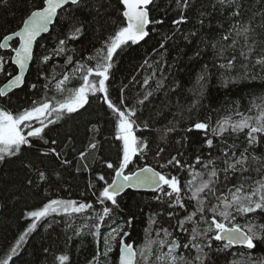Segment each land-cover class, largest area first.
Listing matches in <instances>:
<instances>
[{
    "label": "snow or ice",
    "instance_id": "snow-or-ice-1",
    "mask_svg": "<svg viewBox=\"0 0 264 264\" xmlns=\"http://www.w3.org/2000/svg\"><path fill=\"white\" fill-rule=\"evenodd\" d=\"M168 2L171 4V0ZM194 2L175 0L180 16L172 21L174 25L188 22L186 12L194 7ZM260 2L264 4V0ZM28 3L30 7L26 8L20 24L0 38V50L8 53L7 58L0 55V75H5L7 79L0 87V98L7 97L14 89L24 85L25 73L34 61L49 65L53 56L63 55L65 71L57 79L55 74L44 75L42 70H38V76L47 81L43 85L44 89L51 91L50 85L55 81L56 96H49L45 92L43 99L34 100L31 106L22 109L0 107V165L18 162L29 174L27 185L39 187L42 183H49L51 175L59 178V173L49 165H73V160L66 158V149L71 145L76 153L75 170L89 171V156L96 157L102 151V142L95 139L96 135L101 134L98 123H93L88 129L92 136L86 137V143H82L79 148L71 135H67L61 144L49 132L50 126L56 125L65 116L87 111L91 107V98L106 106L105 120L110 127L104 142L108 143L109 149L115 146L116 157L115 160L99 158L98 162L111 170L113 178L109 181L104 174L98 173L97 182H103L99 188L89 180L88 187L93 189L94 202L52 198L34 210L27 211L24 218L31 222L19 235L15 246L11 248V254H15L26 237L37 228V224L49 216L86 214V220L92 223H85L83 228H88V234L97 241L96 254L89 264H153V256L155 264H220L221 257L225 264H264V257L256 259L251 252L256 247V241L264 242V223L258 224L251 218L252 214L264 217V97L259 98L260 103L253 101L247 113L237 108L232 114L217 119L214 125L210 123V118H206L183 129L186 133L194 130L201 132V148L209 150L207 156L197 154L194 163H189L184 158V152H168V137L177 131L176 125L161 131L153 128L142 115L145 103L150 102L153 96L150 80L157 72L160 77L155 82V90L165 87L166 62L161 59L149 63L145 59L141 67L147 66L152 71L150 76L139 82L144 91L131 98L125 95L129 84L134 86L137 83L133 77L129 84H122L116 89L113 99L111 80L115 57L124 48L144 41L154 30L149 29L150 25L164 23V17L153 19L150 16L151 8L157 6L156 0H117L118 17L114 20L105 15L111 0H107V3L104 0H28ZM218 4L221 8L227 7L232 18L229 29L221 36V41L231 40V43L225 45L220 54L228 48L235 51V45L243 41L240 56L245 60L255 56L254 66L264 68V12L253 11L252 16L245 20L244 0H218ZM85 11L92 16V20L82 15ZM162 11L167 16L168 8L164 7ZM200 15L206 14L201 11ZM258 15L259 20L256 19ZM109 21L112 30L102 36L99 47L93 45V52L85 56L78 54L75 47L69 46L70 42L80 41L93 22L99 33ZM203 23L201 19L200 24ZM56 28L60 29V36L56 38L55 46L50 51L37 54L35 48L38 39ZM191 35L195 36L196 33ZM167 39L171 37H166L159 44V49L164 50L159 53L161 57L167 51ZM212 47L215 49L216 44L213 43ZM235 59L233 55L227 65L219 66L230 68L234 66ZM9 63L15 66L16 74L7 71L6 65ZM73 80L78 81V86L69 87ZM229 82L225 81V86ZM36 87L35 83L30 85L31 89ZM152 131L160 133L154 153L149 138L138 135ZM182 139L187 141L190 138L185 136ZM214 141L222 145L215 156L212 154V150L217 148ZM176 143L184 147L181 140ZM149 153H152L156 165L145 163L141 166L140 161L146 160ZM221 164L222 167L219 166ZM253 171L257 178L244 176ZM181 173H186L189 178L182 182ZM237 173L244 179L237 177L238 182L229 186ZM247 180H252V183L246 184ZM125 189H148L157 193L153 199L173 210L167 213L170 219H176L172 228L186 235H173L169 228L153 230L149 227L145 230L144 243L136 246L127 240L130 236L127 229L133 226L131 217L114 228L108 224L110 231L102 233L101 228L105 226L106 220L115 223L114 213L119 209L117 198ZM96 204L100 205L99 210ZM189 206L192 211H188ZM177 209L184 210L186 215L179 218L175 211ZM237 217L250 218L241 224ZM149 219L151 225L157 224L154 217L150 216ZM153 231L155 239H152ZM76 234L80 235L81 230L77 229ZM237 247L248 251L234 252L233 249ZM114 252L115 256L112 255ZM11 254L0 260V264H9ZM229 254L233 259H228ZM57 259L59 264H68L69 261L66 254L59 255Z\"/></svg>",
    "mask_w": 264,
    "mask_h": 264
},
{
    "label": "trees",
    "instance_id": "trees-1",
    "mask_svg": "<svg viewBox=\"0 0 264 264\" xmlns=\"http://www.w3.org/2000/svg\"><path fill=\"white\" fill-rule=\"evenodd\" d=\"M107 3V0H104ZM245 2V20L252 16L253 11L264 12V4L260 0H244ZM156 7L151 8L150 16L153 19L164 17L162 25H150L149 36L140 44L131 45L124 48L115 57L113 68V79L111 80L113 88V99L116 96V89L122 84H129L133 77L137 83L133 86L129 84L125 95L135 97L138 93L144 91L140 86V81L144 77L151 75V69L141 67L145 59L152 63L154 60H163L166 62L164 75L165 87L155 90V82L160 77V73L150 80L153 96L150 102H146L143 110V118L148 119L150 125L158 130H164L166 127H172L174 124L177 131L169 134L168 152L175 154L177 150L184 152V158L189 163H194L197 154L208 155L207 148H201L203 134L198 131L186 133L183 129L187 128L195 121H203L210 118V123L215 124L216 120L225 115L232 114L237 108L241 112L247 113L252 102L260 103L259 98L264 97V68L254 66L255 56L251 60H245L240 56L241 45L243 41L235 45V51L228 48L223 51L221 49L231 43L229 41H221V36L229 29L232 18L229 15L227 7L221 8L218 0H195L194 7L186 12L187 23L182 25H174L172 21L179 18L180 12L176 9L175 0H157ZM215 5V7H213ZM30 7L28 0H0V38L8 34L20 24L21 18L25 15L26 8ZM119 5L117 0H111V6L105 13L112 20L117 19L116 11ZM168 8V14L165 16L162 9ZM175 9V10H174ZM206 15L201 16L200 12ZM82 15L92 20V16L85 11ZM203 19V25L200 20ZM259 20V15L256 17ZM63 24V18H61ZM222 25V27H221ZM97 25L93 22L88 27L87 33L80 41L70 42V47H75L78 54L88 55L93 52V45L100 46L101 38L112 30L111 22L105 24L104 28L98 33ZM195 32L193 36L191 33ZM60 36V29L43 36L35 48L37 54L50 51L57 43V37ZM166 37L165 47L167 51L164 56H160L163 49H159V44ZM187 37V39H185ZM216 44L213 49L212 44ZM199 53V55H197ZM0 55L7 58V51L0 50ZM235 55L236 59L232 67L221 68L219 65H227L229 59ZM64 56H53L49 65H41L34 61L31 64L25 84L22 89L16 90L7 97L0 98V107H8L12 110L29 107L34 100L44 98L45 92L49 96H56L54 89L55 81L50 85L51 91L44 89L43 85L46 80L38 76V70H42L44 75L55 74L57 79L60 74L65 71L63 67ZM53 68L55 69L53 73ZM71 66H69V69ZM7 71L16 74L17 70L10 63L6 65ZM204 77L201 80V77ZM225 81H231L225 86ZM7 82L5 75H0V87ZM35 83L36 89H31L30 85ZM178 85V87H175ZM78 86V81L73 80L69 87ZM175 87V91H173ZM195 105V107H193ZM87 107V106H86ZM106 106L99 103L95 98H91V107L87 111L81 110L71 116H65L56 125H51L49 135L58 139L61 144L65 142V137L71 135L74 137L77 148L82 143H86V137L92 136L88 131L93 123H98L101 128V134L96 135L95 139L102 142V151L97 153L96 157L89 156V171L75 170L76 161L74 156L76 153L69 145L67 159L73 160V165L61 167L59 164L49 165L59 173L51 175L49 183H42L39 187H30L27 185L28 173L18 162H9L0 165V260L11 254V248L15 246L19 235L27 228L31 222L24 218V214L29 210H34L42 202L48 199H72L80 202H94L95 197L92 195L93 189L88 187L91 180L96 183L97 188L103 184L102 181L97 182V174H104L109 181L113 178L111 170L103 167L98 161L100 157L105 159L111 158L115 160V146L109 149L108 143L104 142V137L109 131V127L105 120ZM138 135L147 136L150 143L152 153L156 151L159 143L160 133L157 131L138 133ZM190 139L184 141L183 137ZM110 139V137H109ZM181 140L184 147L177 144L176 141ZM231 142V141H229ZM217 148L212 150L215 156L218 154L219 147L222 145L219 141H214ZM39 146V145H38ZM149 153L146 160H141L140 165L145 163L155 166L156 162ZM35 150H33V156ZM259 154V152L257 153ZM51 159V158H49ZM47 163V161H46ZM219 163V162H218ZM219 166H223L222 164ZM199 168V165L196 166ZM244 176L257 178V174L253 172L245 173ZM182 182L186 180L187 174L181 173ZM237 177L243 180L244 177L239 173L233 177L231 183H236ZM223 180V176H221ZM246 184L252 183V180L245 181ZM157 193H136L127 191L118 197L119 209L114 213L115 223L106 220L105 226L101 228V232L106 234L110 231L107 226L116 227L123 224L129 217L133 219V226L127 229L130 236L127 238L129 242H134L136 246H140L145 241V230L151 227L153 230L169 228L173 231V235L183 236L186 234L179 233L178 229H173L176 219H170L167 215L172 209H168L165 204L153 199ZM97 210L100 205L96 204ZM179 218L186 215L182 209L175 210ZM188 211H192L189 206ZM163 215H156L157 213ZM154 217L157 224L151 225L149 217ZM250 217H237L241 224L246 223ZM258 224L264 223V217L252 214V217ZM92 221L86 220L85 215L67 216L64 214L51 215L47 219L37 224V228L26 237L22 246L15 254H11L9 264H59L57 257L66 254L69 257L68 264H89L97 251V241L92 235L88 234L89 229L83 228V225ZM71 225V227H69ZM191 227V225H186ZM80 229L81 234L77 235L76 230ZM155 231L152 232V239H155ZM102 246V240H101ZM234 252H245L247 249L237 247ZM256 259L264 257V242L256 241V247L251 250ZM113 256L116 255L114 252ZM238 258V257H237ZM228 259H233L229 254ZM155 264V257H152ZM220 264H225L223 257L220 258Z\"/></svg>",
    "mask_w": 264,
    "mask_h": 264
},
{
    "label": "water",
    "instance_id": "water-1",
    "mask_svg": "<svg viewBox=\"0 0 264 264\" xmlns=\"http://www.w3.org/2000/svg\"><path fill=\"white\" fill-rule=\"evenodd\" d=\"M157 1V0H156ZM45 35H47V34H42V37L43 36H45ZM147 38V37H146ZM146 38H145V40H146ZM41 39V38H40ZM40 39H38V41L40 40ZM143 41H141L140 43H142ZM139 43V44H140ZM3 51H6V50H3ZM32 64V63H31ZM31 64H30V66H29V69H30V67H31ZM28 72H29V70L28 71H26V73H25V80H26V77H27V75H28ZM17 73V72H16ZM25 84V83H24ZM24 86V85H23ZM23 86L21 87V88H18V89H14L12 92H10L9 94H11V93H13L14 91H16V90H20V89H22L23 88ZM133 191V192H136V193H142V192H146V193H153L151 190H148V189H125V191L120 195V196H122L124 193H126L127 191ZM119 196V197H120Z\"/></svg>",
    "mask_w": 264,
    "mask_h": 264
},
{
    "label": "bare ground",
    "instance_id": "bare-ground-1",
    "mask_svg": "<svg viewBox=\"0 0 264 264\" xmlns=\"http://www.w3.org/2000/svg\"><path fill=\"white\" fill-rule=\"evenodd\" d=\"M144 41H145V40H144ZM144 41H143V42H144Z\"/></svg>",
    "mask_w": 264,
    "mask_h": 264
}]
</instances>
